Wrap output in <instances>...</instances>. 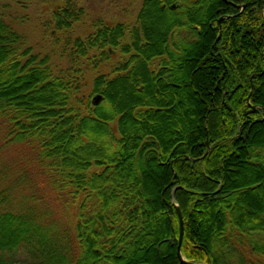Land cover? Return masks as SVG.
<instances>
[{"label": "trees", "instance_id": "1", "mask_svg": "<svg viewBox=\"0 0 264 264\" xmlns=\"http://www.w3.org/2000/svg\"><path fill=\"white\" fill-rule=\"evenodd\" d=\"M79 2L0 0V264H181L175 204L186 260L264 264V0H141L139 35Z\"/></svg>", "mask_w": 264, "mask_h": 264}, {"label": "rangeland", "instance_id": "2", "mask_svg": "<svg viewBox=\"0 0 264 264\" xmlns=\"http://www.w3.org/2000/svg\"><path fill=\"white\" fill-rule=\"evenodd\" d=\"M79 4L82 5V12L81 17L78 23H76V27L73 29L76 30V33L79 34H87L89 33L93 26L92 24L100 19L101 21L105 23H109V25H115L116 22H123L126 24L125 26L127 29H131L134 27L137 29L138 21H137V15L138 10L140 7L141 0H79ZM39 4V3H38ZM34 3L29 5L26 9H24L22 12V15H17L19 18H25V21L18 24L20 30L25 33V36L27 37L29 43L33 44L35 49H40L42 53H48L52 57V61L54 64L58 65H66V61L61 60L63 57H59L60 53L64 50V43L62 41V38H59L58 41H55L54 43L50 44L47 42V40L42 37L44 36V32L42 33L43 23H45L46 19V12L48 7L46 5H42L41 7H38L39 5ZM175 4V3H174ZM152 26H156L155 28L160 29L163 27L162 20H159L158 18L154 19L152 23H150ZM42 29V30H41ZM139 31V30H138ZM156 35H153V37ZM151 37V38H153ZM120 47H118L119 50ZM117 51L116 49H113ZM112 54L110 52L109 60H105L103 63L99 64L98 67L94 69V71H89L87 73V76L85 77V82L87 84V88H83L80 91L85 92L89 87V83L92 80V77H94L96 74L104 73V74H110L112 71V66L116 60L118 59L117 54ZM186 94L189 96L190 90H185ZM178 117H181L183 124L187 127L188 126V120L190 118L197 119L198 114H190V115H181L179 113H175L173 119L171 120L173 123L175 121V118L178 119ZM171 125V124H170ZM22 150L20 148H11L9 150V153L7 154L8 161H11L13 163L14 158H16L15 161H18V159H22L23 153H20ZM14 161V162H15ZM20 162V161H18ZM28 174L30 177H35V169L32 167L28 171ZM243 175H251V171L248 169L242 170ZM34 175V176H33Z\"/></svg>", "mask_w": 264, "mask_h": 264}, {"label": "water", "instance_id": "3", "mask_svg": "<svg viewBox=\"0 0 264 264\" xmlns=\"http://www.w3.org/2000/svg\"><path fill=\"white\" fill-rule=\"evenodd\" d=\"M172 7H174V4L172 5ZM227 16V15H226ZM225 16H221L219 19H218V25H219V29H220V23H221V19H223ZM221 35V33L219 32V35L218 37ZM264 71V70H263ZM262 72L258 73V74H253L251 77H250V81H252L253 77L255 75H261ZM175 209H176V212H177V215L179 217V237H178V244H177V255H178V258L180 260V263L181 264H203V263H194V262H191V261H188L186 260L182 255H181V251H180V245H181V241H182V237H183V229H184V226H183V219H182V215H181V211H180V208L177 204H175Z\"/></svg>", "mask_w": 264, "mask_h": 264}, {"label": "flooded vegetation", "instance_id": "4", "mask_svg": "<svg viewBox=\"0 0 264 264\" xmlns=\"http://www.w3.org/2000/svg\"><path fill=\"white\" fill-rule=\"evenodd\" d=\"M137 21H138V20H137ZM137 27H138V28H137L136 30H137V33H138V35H139V31H140V24H139V21H138V25H137ZM138 30H139V31H138Z\"/></svg>", "mask_w": 264, "mask_h": 264}]
</instances>
